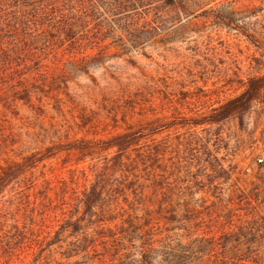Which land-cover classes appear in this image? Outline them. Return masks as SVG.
<instances>
[{
	"label": "trees",
	"instance_id": "trees-1",
	"mask_svg": "<svg viewBox=\"0 0 264 264\" xmlns=\"http://www.w3.org/2000/svg\"><path fill=\"white\" fill-rule=\"evenodd\" d=\"M95 1L0 0V264H264V216L236 214L256 209L251 193L237 184L248 172L240 177L237 166L218 170L209 162L216 176L207 184L197 181L221 195L215 183L239 176L233 184L240 199L234 209L217 197L179 204L167 200L159 175L163 150L142 146L159 134L150 124L108 141L78 140L42 154L14 155L4 108L20 101L30 105L33 94L52 89L54 75L41 56H104L109 46H100V33L88 30L96 8L130 21L133 36L143 9L155 0H97V6ZM105 30L99 29L106 35ZM263 90L264 76L194 125H223L248 112ZM95 151L112 156L91 166L95 180L84 190L89 174L76 165L94 159ZM63 153L77 156L76 168L43 164Z\"/></svg>",
	"mask_w": 264,
	"mask_h": 264
},
{
	"label": "rangeland",
	"instance_id": "rangeland-1",
	"mask_svg": "<svg viewBox=\"0 0 264 264\" xmlns=\"http://www.w3.org/2000/svg\"><path fill=\"white\" fill-rule=\"evenodd\" d=\"M143 10L144 19L131 36L135 25L96 8L88 30L100 33V46H109L104 56H41L54 75L52 89L33 94L30 105L20 101L4 108L14 155L42 154L78 140L108 141L150 124L159 134L142 146L163 150L159 175L167 200L179 204L217 197L232 207L240 201L233 186L239 176L215 183L221 195L197 181L207 184L216 176L209 162L218 170L237 166L240 177L249 174L237 184L251 193L256 209L236 214L259 220L264 216V90L248 112L221 126L194 123L264 76V0H155ZM101 24L106 35L99 31ZM78 59H84L80 66L74 64ZM95 152L94 159L76 165L89 174L84 190L95 180L91 166L112 156ZM76 160L63 153L43 164L76 168Z\"/></svg>",
	"mask_w": 264,
	"mask_h": 264
}]
</instances>
